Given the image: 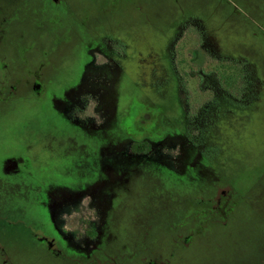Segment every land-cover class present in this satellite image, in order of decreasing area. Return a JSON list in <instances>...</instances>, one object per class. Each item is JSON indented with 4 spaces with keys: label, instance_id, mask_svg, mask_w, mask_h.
Segmentation results:
<instances>
[{
    "label": "flooded vegetation",
    "instance_id": "1",
    "mask_svg": "<svg viewBox=\"0 0 264 264\" xmlns=\"http://www.w3.org/2000/svg\"><path fill=\"white\" fill-rule=\"evenodd\" d=\"M223 2L234 11L219 13ZM235 9L231 0H0L4 264L176 262L170 250L122 244L123 212L145 172L180 203L186 194L231 193L222 170L205 162L221 158L228 115L259 109L264 96V65L254 59L260 39L251 13L244 19ZM240 32L254 39L246 53L221 48ZM189 40L227 59L230 73L184 70L180 47ZM56 208L73 213L66 225ZM186 209L179 206L180 217Z\"/></svg>",
    "mask_w": 264,
    "mask_h": 264
},
{
    "label": "rangeland",
    "instance_id": "2",
    "mask_svg": "<svg viewBox=\"0 0 264 264\" xmlns=\"http://www.w3.org/2000/svg\"><path fill=\"white\" fill-rule=\"evenodd\" d=\"M231 2L237 7V14L244 19L245 13H251V19H248L255 24L252 31L257 33L260 39L255 44L260 53L256 54L254 59L259 56L264 65V0ZM223 4L225 6L220 8L219 13L234 11L229 3ZM226 21L227 27L233 25L230 20ZM237 36V42L230 48H221L239 56L246 53L249 37L251 40L253 38L242 32ZM252 41L254 42V39ZM180 48L186 71L192 70L196 75L202 69L217 70L220 74L229 71L228 61H224L227 59L221 62V57L215 54L216 51H211L212 47L207 48L196 40H189ZM191 74L190 72L191 87H199L198 77H192ZM255 80L253 93L259 86L258 80ZM102 82V79L98 78L97 84L100 87ZM104 89L105 99L113 109L115 90L111 85ZM261 99L258 102L259 109H246L243 114L238 112L237 115H228L231 116L230 119L224 120L220 127L223 139L221 158H209L205 162L222 170V183L232 186V190H228L231 193L224 196L208 191L200 197L203 198L200 202V198L192 200L191 198L195 197L186 194L180 203L173 196L169 197V200L163 196L166 189L156 183L157 176L145 172L131 191L137 201L130 202L123 212L126 231L121 239L122 244L135 243L134 245L141 249L152 250L163 256L170 250L171 254H174L173 261H176L173 264H264V96ZM23 103L26 104V100H23ZM27 105L32 106L31 102ZM56 117L63 118L64 112H57ZM56 133L62 139L68 138L64 131ZM175 153L171 151V154ZM224 185L219 189L227 190L228 186ZM179 206L188 208L183 212L182 218L179 216ZM56 211L59 212L57 218L60 226L66 225L73 215L72 212L62 213L57 208ZM87 216L88 214L81 215L78 222ZM186 240H189L187 253L183 251L185 246L182 245ZM1 252L0 264H4L7 257ZM21 254L20 250L13 251V256L21 257Z\"/></svg>",
    "mask_w": 264,
    "mask_h": 264
}]
</instances>
